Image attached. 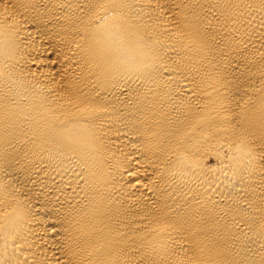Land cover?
Segmentation results:
<instances>
[{"label":"bare ground","instance_id":"1","mask_svg":"<svg viewBox=\"0 0 264 264\" xmlns=\"http://www.w3.org/2000/svg\"><path fill=\"white\" fill-rule=\"evenodd\" d=\"M0 264H264V0H0Z\"/></svg>","mask_w":264,"mask_h":264}]
</instances>
